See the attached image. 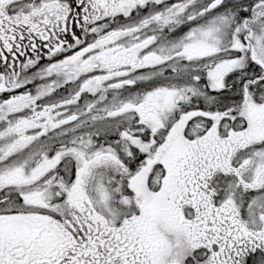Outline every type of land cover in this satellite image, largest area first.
Segmentation results:
<instances>
[{"label": "snow or ice", "instance_id": "snow-or-ice-1", "mask_svg": "<svg viewBox=\"0 0 264 264\" xmlns=\"http://www.w3.org/2000/svg\"><path fill=\"white\" fill-rule=\"evenodd\" d=\"M0 264H264V0H0Z\"/></svg>", "mask_w": 264, "mask_h": 264}]
</instances>
